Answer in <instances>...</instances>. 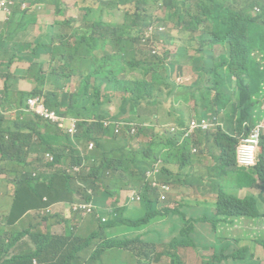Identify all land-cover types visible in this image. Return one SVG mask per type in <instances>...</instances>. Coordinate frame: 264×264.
Listing matches in <instances>:
<instances>
[{"label": "trees", "instance_id": "trees-1", "mask_svg": "<svg viewBox=\"0 0 264 264\" xmlns=\"http://www.w3.org/2000/svg\"><path fill=\"white\" fill-rule=\"evenodd\" d=\"M54 1L14 0V5L18 9L23 2H28L29 4L23 8L24 13L40 12L45 10V7L37 3L49 5ZM120 2L125 11L124 22L118 28L110 26V32L100 29L101 26H107L101 17L86 16L82 18L83 14L78 20L75 17L74 19L71 16L66 17L61 27L62 30L69 31L67 33L68 42L61 34L60 44L57 47L53 45L47 48L39 44L35 49H32L35 60L29 66L28 71L37 74L33 83L34 86L36 83L38 87L31 93H19L18 97L12 96L8 85L10 78L6 75L4 88L0 93L2 98L0 104L10 101L12 103L10 105L22 107L23 99L39 95L44 98L45 104L50 110H55L59 114H61L62 107L66 108L69 113L72 112L68 103L69 99L75 106H81L82 100H88L89 106L95 111L98 104H108L111 96L117 91L123 94L120 104L121 112L118 115L125 114L127 109L130 111L135 109L137 116L133 122L140 124L142 120L139 111L144 102L155 105L159 98L170 100L176 106L174 111L164 117L159 116L163 123H168L169 117H172L176 130L166 132L160 141L146 140V144L138 148V144L126 133H119L114 141L113 138H109L111 131L101 126L99 137L93 140L96 152L92 153L94 157L88 165L90 173L87 176L83 175L81 182L84 184L83 188L86 185L84 181H90L87 187L99 188V183L103 180L108 183L104 188H112L117 192L121 188H127L123 197L125 202L129 201L133 192L139 191L147 213L134 220H122L119 213V217L114 219L111 225L103 224L105 230L111 233L112 230L123 227L124 224H127V228L131 231L143 230L148 226L147 231L151 235V240L143 238L141 241L147 250L153 251L151 254L154 262L168 257L170 264H186L189 261L188 254L182 259L178 257L177 250L183 247L196 249L195 239L189 238V235L193 233L194 236L197 235L196 225L204 222L203 218L196 215L194 219L191 218L187 221L185 213L187 207L191 209L194 204L202 203L207 212L212 208L215 210V214H210L212 235L216 233L219 225L228 218H249L252 224L264 228L261 200H257L251 195L239 198L240 190L255 185L253 176L256 170L237 167L235 149L239 140L228 134V127L225 125L223 129L218 128L213 134L200 132L184 140L182 137L183 127L192 114V111L187 107L190 101L194 102L193 112L199 117H206L209 113L216 115L219 111L224 112V122L233 123V132L242 136L248 131L250 133L255 123L264 117V113L261 112L264 102V0H120ZM126 5H129L130 9ZM161 10L164 11V17L156 21L173 22L188 35L198 33L195 36L194 55L191 57L195 63L197 74V81L193 84L181 85L170 80L169 69L172 66L167 67L164 64L166 62L165 55L168 56V53L164 51L165 42L161 33L163 31L156 33L140 30L153 20L154 12ZM14 13L15 11H13ZM22 20H26L25 16ZM81 21L88 26L86 29ZM7 22L19 26L22 21L12 22V17H9ZM258 22H263V24L259 25ZM73 25H78V28L73 29ZM131 26L135 35L141 40L146 43L153 40L158 44V46H153L155 50L153 56L140 50V59H142V54H145L143 60L137 64L140 73H127L125 68L128 65L127 55L122 52V49L125 46L126 38L131 36ZM14 33L9 36H13ZM216 46H219L220 49L217 56L213 54V49ZM66 48L67 54H65ZM82 48L84 50H79ZM108 49L117 51L104 52ZM12 50L14 51L12 58H14L15 51L24 49L15 45ZM39 50L41 51L38 52ZM97 50H101L104 57L98 58ZM185 50L183 49V51ZM125 51L131 52L132 48L127 46ZM46 52L52 53L53 62H64L61 72L58 69H53L50 75H44L45 63H40L37 60L40 55L43 57ZM23 58L30 59L26 56H21L20 59ZM75 58L82 61L85 58H92L93 64L86 65L83 61L77 66L83 73L79 90L76 89L72 93H60L58 91H62L68 84L66 79H72L75 74L74 67L70 64ZM162 59L165 60L164 63ZM147 73L151 76L150 81L140 77ZM109 74L111 77H108ZM103 85H105V89L102 91ZM53 86L54 89H52ZM46 87L50 89L43 90ZM61 99L64 104L59 103ZM256 108L258 109L256 110ZM30 115L32 119L40 120L37 116L31 113ZM91 117L93 122H98L101 119L96 115ZM24 123L31 125V118L22 122L17 121L14 130L0 129V150L3 157L6 158L11 153L17 155V159L10 158L8 161L12 170L10 174L20 168L14 181L13 197L15 196V198L6 213L9 219L15 221V224H19L25 217L26 211L32 209L35 203H42L44 208L57 203L44 201V194L39 189L44 187L40 185L39 176L37 177L36 173L33 176V172L24 162L14 165L23 154ZM149 130L151 127L138 129L141 134H145ZM78 131L79 134L82 133V129H78ZM60 136L59 134L58 137ZM78 139L83 140L80 137ZM203 145L209 148L207 156H204V151H200L197 155L191 153L192 147ZM259 147L260 152L256 166L259 165V160L264 161V133L260 135ZM67 148L71 152V149ZM214 149L219 151L218 155L212 152ZM76 150L77 152L84 151L77 147ZM64 152L65 149L62 148V154ZM207 157L211 158L212 167L203 173H193V166L202 165L207 161ZM56 159L55 157V162L58 163ZM71 161L78 165L84 162V160L73 156ZM158 161L163 164L158 175L161 184L167 186L172 182L174 177L171 176V168L174 167H177V172L183 179L182 181L176 179L173 181L174 186H170L163 203L164 206L154 205L158 198L157 192L162 189L160 187L152 189L143 176V172L153 168ZM116 172L119 174L128 172L129 177L126 178V182L111 183L115 179ZM160 174L163 176V181L160 180ZM106 176L111 179H103ZM261 177L264 180V171ZM205 179L208 181H204ZM130 186L133 189H130ZM181 187L190 191L198 189L206 195L214 196L215 199L213 202L193 200L190 191L188 196L181 194L179 190ZM162 215L177 217V221L183 225V228L179 237L173 239L169 245L158 247L153 238L154 233L152 232L156 229L152 223ZM41 218L42 216L38 221ZM37 228L38 225L36 227L29 226V229L36 230ZM8 236L10 238L19 237V239L8 242L6 240ZM23 239H28L32 243L33 239H36L39 243V246L33 249L36 252L30 255H26L24 252L11 255L12 248ZM137 239L139 241L136 240V242L134 240H110L106 237L94 240L91 235L84 238L83 244L79 245L76 239L68 236H53L42 234L39 231L31 233V230L15 235L14 230H11L7 233H0V264H102L100 258L105 253L113 256L116 264L147 263L145 256H143L144 262L141 259V253L147 252V250L143 248L140 236ZM209 245L215 249L213 260L210 262L212 264V261H219L225 257L224 254L230 246L233 245L234 248H237L239 241L234 243L226 241L223 244L217 241ZM252 245L260 246L264 250V235L256 234ZM89 246H92L94 250L88 252ZM234 254L232 258H235V264H263L259 258L253 255L250 247L237 248ZM71 258L75 260L74 263L69 262Z\"/></svg>", "mask_w": 264, "mask_h": 264}, {"label": "crops", "instance_id": "crops-1", "mask_svg": "<svg viewBox=\"0 0 264 264\" xmlns=\"http://www.w3.org/2000/svg\"><path fill=\"white\" fill-rule=\"evenodd\" d=\"M75 2L79 3L82 2L84 5L79 6L78 8L81 10V13L83 14V17L90 16V17H101L103 23H106L107 26H101V30L110 32V26L111 27H120V25L124 22L125 18V11L121 6L120 0H74ZM40 5H44L46 7V4L37 3ZM17 8H15L14 0H12V5L10 6V12L15 11ZM23 10V9H22ZM25 11V10H23ZM122 11L123 19L120 23L117 22H109L105 20V16H114L117 12ZM24 12H18L11 15L13 18L12 22H18L22 21L23 17L25 16L26 20H24L22 26H15L12 23H8V17L4 13H0V93L2 92L4 88L5 83V76L8 75L10 80H8V83L10 86V91L12 93V96L18 97L19 93H31L34 91L36 86H34V79L30 77V71H28L27 76H24V73H21L23 70H28L30 63L27 60H24V64L28 66L27 69L20 68L16 72L14 68H11L8 70V68H5V64L7 63L8 59L12 58L14 55V51L12 50L13 47L16 45L20 49H24L29 46L30 43L37 42L40 40V36H43V30H42V24L47 23V20H40L41 15L39 12H25L24 15H22ZM132 14V12H131ZM20 18V19H18ZM82 22V21H81ZM83 24V22H82ZM73 29L78 28V25H73ZM84 29H86L88 26L83 24ZM13 36H9L13 34ZM119 33V30L117 31ZM17 55V53H15ZM18 56L17 65L19 61L21 60V55ZM44 57L40 55L38 58V62L42 63L44 62ZM35 60V59H34ZM84 63L86 65H92L93 59L92 58H85ZM82 60L75 58L70 64L74 67L75 74L71 79V93L75 92L76 89L79 90L80 87V81H81V75L83 74L79 69L77 68L78 65L83 63ZM11 63L9 64V68L11 67ZM34 63V61H33ZM21 73V74H20ZM34 76H37L36 73L33 74ZM21 81H29L30 84H24L22 89L19 91L16 90L17 83ZM37 85V84H36ZM49 87H46L44 90H49ZM105 89V85L102 86V91ZM60 92V91H58ZM122 93L114 92V95L111 96V100L108 102V105H114L112 110H107L110 115L105 114V109L102 108V103L98 104L97 110H93L89 106L88 100H82L81 106H75L73 105L71 99H69V104L72 109V112L70 113L72 117L77 119V121L74 124H69L66 128H62L59 126V124L52 123L50 121L45 120H38L37 118L31 123V125H28L27 123L23 124V154L22 156L17 160L14 165L18 163H25V165L33 172V176L35 173L37 174V177L39 176V182L41 183L42 187L39 188L41 192L44 194L45 198L47 195L50 194L53 196L54 199L62 200L61 202H57L49 207V211L45 213L44 211H41L44 207H42V203L38 202L35 203L32 206V209L29 211L32 212V218L34 220V223H31L30 217H28L26 213V218H23L17 227L14 228V234L18 235L23 232L31 230V233H35L36 231L41 232L42 234H50L53 236H62L66 237L69 234H72L74 237L84 239L86 238L90 232L86 230L87 226L89 225L91 227L92 233L98 231L100 227H98L97 222L94 219V216L90 214L89 210H84L82 207H76L73 208V212L70 210V206L74 203V199L72 198V194L69 192L67 188H79L78 184L83 179L82 172L79 170L82 168V164L84 162L80 163V165L72 162V158L69 162L63 163L61 162V155H62V148L64 147H71L72 156L74 158H80L81 160L86 159V154L83 152H77L76 146L77 142L74 145H71L72 141L71 139H78L79 137L84 140L85 145H89L90 149H92V144H94L95 139L99 137V131L101 129V122H108L110 123V131L111 135L109 138H113L114 141L119 135V133L124 132L126 133L131 139L134 140L135 143L138 144V148L146 144V139L141 134L138 129L140 127H135V125H138L134 123V119L136 118V111L135 109L131 110L127 109L125 114L118 115L121 112L120 104L122 100ZM40 97L32 96L28 97L26 99H23V104L20 106L16 105H10V101H6L2 104H0V129H7V130H14L16 127V122L23 120H27V118H32L30 113L25 112V102L26 100ZM42 98V97H40ZM2 101V98L0 97V102ZM45 103V100H44ZM12 104V103H11ZM132 105L134 106V103L132 101ZM264 105V102L263 104ZM188 107V106H187ZM264 110V106L262 107ZM55 111V110H54ZM58 113L57 111H55ZM264 113L263 111H261ZM128 113L127 116H125ZM59 114V113H58ZM92 115H96L100 117L101 121L98 124H93L92 122ZM121 117H127V124H122L121 121L118 118ZM102 124V125H103ZM224 124L228 127V131L231 132L234 129V124L231 122H224ZM255 124H263L264 125V117ZM74 126V133H69L68 130L71 129V127ZM115 127H120L121 130L118 133H115ZM78 129H82V133L78 134ZM106 129V128H105ZM61 135L58 137V135ZM48 152L53 155V162L52 164L48 165L47 161L44 159V153ZM96 152L95 148L93 147L92 151L87 154L88 157L92 156V153ZM217 153V152H216ZM21 155V152H19ZM55 157L57 158V162H55ZM12 159H17L16 154H8L7 157H3L2 151L0 150V171H2V176L0 174V213L6 214L10 208L11 203L14 201L15 196V186L14 181L15 177L19 174L20 168L15 169L14 173L10 174L12 172L10 164L8 161ZM155 164L153 168L145 170L143 172V176L145 178H148L151 176L155 171ZM212 167V163L210 159H208V162L203 163L200 166L194 165L192 168L193 173H203L208 168ZM174 169L177 171V167H174ZM256 170V173L253 176V179L255 181V185L253 187H245L244 189L239 191V198H244L247 195L253 196L257 200H261V212H264V180H262L261 174L264 171V161L259 160V165L253 168H250L249 170ZM128 176V172L121 173L116 172L115 179L111 183H118V182H126V178ZM106 180H110L108 176L105 178ZM204 181H208L205 179ZM99 188H104V186H107V182L105 180L101 181L99 183ZM232 187V186H230ZM87 188H93V187H87ZM233 188V187H232ZM26 189V188H25ZM180 192L183 196H188L189 189L185 187H181ZM243 195V197H241ZM13 197V198H12ZM122 197V198H121ZM121 197H119V205H122L124 192L121 194ZM188 198V197H185ZM66 202V203H64ZM127 203V202H126ZM52 212H55L54 214H51ZM185 213L187 215V221L189 219H194V214L192 210L187 207L185 209ZM113 214L115 216V219L119 217L118 210L113 209L112 212H108L107 215H102L101 219H108ZM42 216L41 220L38 221L39 217ZM85 217V218H84ZM166 217L168 220L166 224H162L160 226L161 231L157 235H153V238L155 240V245L158 247L161 246H167L170 244V242L173 239H176L181 234V229L183 228V225L177 221V217H170L167 215H162L159 218ZM158 218V219H159ZM229 219H239L240 221L245 218H228L225 219L224 223H221L220 226H225L228 223ZM101 221V220H100ZM186 221V222H187ZM102 223V222H101ZM176 223V224H175ZM77 224H81V230H76L75 226ZM230 224H233L231 222ZM1 225V224H0ZM36 227L38 225V228L36 230L29 229V226ZM103 225V224H101ZM154 228L157 227V219L154 220L152 223ZM219 227L216 230V233L212 235V241L208 242L205 245V248L212 249L213 250V257L215 254V249L211 247L209 244H214L217 241L223 244L226 241H230L231 243H234L236 241H240V238L237 240H230L226 238H221L217 235V231ZM112 237H119L122 234V227L114 229L111 231ZM194 234V233H193ZM193 234L189 235V238H192ZM134 240L136 242L135 238L129 239ZM143 245V248L146 249L145 245L141 242ZM35 243L33 240L29 241L28 239H23L22 241L16 243V245L12 248L10 254H18L19 252H24L26 255H30L33 252L35 248ZM196 247V246H195ZM234 248L233 245L228 248V250L225 252L224 256L219 261H212V264L218 263L223 260V264H235V258L233 259L232 256L235 255V250L229 253V251ZM31 249V250H30ZM197 249V247H196ZM147 250V249H146ZM151 252L147 250V252L141 253L142 255V262L143 256L146 257L147 262H154L152 258ZM87 254V251H86ZM213 257L211 260H213ZM211 260L207 263L210 264ZM70 263H74L75 260L73 258L69 259ZM165 261H158L154 262V264H164ZM35 264V263H34Z\"/></svg>", "mask_w": 264, "mask_h": 264}, {"label": "rangeland", "instance_id": "rangeland-1", "mask_svg": "<svg viewBox=\"0 0 264 264\" xmlns=\"http://www.w3.org/2000/svg\"><path fill=\"white\" fill-rule=\"evenodd\" d=\"M82 1V0H81ZM29 3L28 2H23V4L15 10V13L18 12H23V8H25ZM79 6L84 5L82 2H75L74 0H55L54 3L45 5V10L40 11L39 14L41 15L40 20H47V23L42 24V30L43 36H40V40L37 42L30 43L28 47L24 48V50H19L15 51L17 55L21 56H26L30 59H21L17 65V60L18 57L14 58H9L7 63L5 64V68L10 70L11 68H14L15 72L20 69V68H25L27 69L28 66L24 64V60H27L30 65L34 61V55L32 53V49L36 48V45H43L47 48L55 45L56 47L60 44V36L68 42L67 38V33H69L68 30H62V24L63 20L66 17L71 16V18L76 20L80 19L82 13L81 10L78 8ZM128 9H130L129 5ZM13 12H10L9 17ZM154 20L156 21L157 19H163L164 17V11H156L153 14ZM8 17V18H9ZM20 19V18H18ZM123 19L122 11L117 12L114 16H105V20L109 22H117L120 23ZM13 20V18H12ZM24 20L20 23L19 26H22ZM159 22V21H158ZM19 23V21L17 22ZM160 23V28L163 26L165 29L163 32H161L164 36V51L168 53V60L164 63L165 66H172V68L169 69V75H170V80H174V82L181 84V85H190L193 84L197 81V74L195 72V63L194 61L191 60V57L194 55V49L196 47V42H195V36L198 35V33H194L193 35H188L184 32L181 31L180 28H178L173 22H167V23ZM164 25H162V24ZM259 25H262L263 22H258ZM131 31V36H128L126 38L125 46L122 49V52L126 55V59L128 62V65L125 66L126 72H134V73H140V69L138 68L137 64L143 60L145 57V54H142L140 59L139 52L141 48L144 47H149V46H158V44L150 40L147 43L144 40H141L139 37H137L134 33V29L131 26L130 27ZM66 36V38H65ZM72 41V39H71ZM131 47L132 51L127 52L125 51V47ZM183 49H186L183 51ZM79 50H84L79 49ZM39 50L38 52H40ZM111 51L116 52L117 50H104V52L110 53ZM220 53L219 46H216L213 49V54L217 56ZM65 54H67V48L65 50ZM84 55V54H83ZM75 56V55H74ZM73 56V57H74ZM33 57V58H31ZM44 63L45 66L43 68L44 75L46 74L47 76L51 74V71L53 69H58L61 72V69L63 68L64 62H53L51 58H53L52 53L46 52L44 54ZM97 57L102 58L104 57V54L101 52V50H97ZM249 61H251L249 59ZM11 63V67L9 68V63ZM176 66V67H175ZM21 73H24V76H27L28 70H23ZM20 73V74H21ZM35 72H30V77H32L34 80H36L37 76H34ZM108 77H111V74L108 75ZM148 81H150L151 76L149 73L140 76ZM68 81V84L66 87L60 91L63 93H71V79H66ZM35 82V81H33ZM12 83H8V85ZM24 84H30L29 81H21L17 83L16 90L19 91L22 89ZM207 85V82H205ZM36 86V83H35ZM38 87V85L36 86ZM54 89V86L52 87ZM44 90V89H43ZM68 101V98H66ZM32 100H26V104L29 105V103ZM36 104L42 105L43 108L45 109H50L46 106L44 103V98H36L35 99ZM59 103L64 104L63 100H59ZM188 109L193 112L195 108V104L193 101H190L188 103ZM264 105H262L263 107ZM39 107V106H37ZM114 105H108L104 104L102 106L103 109H105V112L110 115V113L107 110H112ZM176 106H174L170 100H165L164 98H159L156 102L155 105L149 104L147 102H144L142 104L141 110L139 111V115L141 117V123L138 125H135V127H151V130L146 131L143 136L147 141H150L151 139L155 141H160L163 139V135L166 132H174L176 130V127L172 121V117L170 118V121L168 123H163L161 120V117H164L166 114H171ZM261 107V110H263ZM259 108V107H258ZM256 108V110L258 109ZM264 111V110H263ZM59 118V123L61 124L62 128H66L69 124H74L77 119L71 116V114L66 111V108L61 109V114ZM128 113L125 115L127 116ZM160 115V116H159ZM29 119V118H27ZM122 124H127V117H121L118 118ZM34 121V119L31 118V123ZM101 121V120H100ZM98 122H92L93 124H98ZM103 122H101L102 128H106L108 131V127L102 125ZM173 128L174 130L171 131L170 129ZM79 134V132H78ZM72 143L71 145H74L77 142V148L79 150H84L83 153L86 154V159L84 160V164H82V168L79 170L82 172V175H89L90 169L88 167L89 162L91 159H93L94 156L88 157L87 154H89L93 147L94 144H92V149H90L89 145H85L83 140L81 139H71ZM71 149V147H69ZM65 152L62 154L61 157V162L67 163L70 161L72 158L71 152L67 147H64ZM50 157L52 158V161H50ZM44 159L47 161V164L50 165L53 162V155L45 152L44 153ZM156 164H160L162 168V162L158 161ZM155 165V164H154ZM172 174L171 176L174 177L172 179V182L169 184L171 186H174L173 181L176 179L177 181H182V177L178 174V172L174 169L171 168ZM2 171H0V174L2 176ZM3 177V176H2ZM160 180L163 181V176L160 174ZM86 183L85 188H83L84 184L80 182L78 184L79 188H67L69 192L74 193L72 194V198L74 199V203L70 206L71 212H73V208L76 207H86L94 216L95 221L97 222L98 227H100L99 232H95L94 234L91 231V227L88 225L86 230L90 232L88 236L93 237L94 240L100 239L102 237L109 238L110 240H129L132 238H135L137 241L138 236H140V241L143 238H146L148 240H151L150 237L151 235L147 231L148 226L145 227L143 230H137V231H131L128 229V225L124 224L122 227V234L118 238H113L111 237L112 233L108 232L105 230V226L101 225L100 218L102 215H105L106 212H112L113 209L118 210V212L121 214L122 220H134L137 217L143 216L147 213V208L145 207V204L143 201H137L138 195L132 194L131 198L128 203H123L122 205H119V197H121L122 192L127 190V188H121L119 192L113 190L112 188H86L87 185L90 183V181H84ZM168 187V186H167ZM166 187V188H167ZM130 189H133L131 186L129 187ZM166 188H163L166 189ZM47 196L45 197L44 201H47L48 203H55V202H61L62 200L54 199L52 195L46 194ZM148 196H150L148 194ZM190 196L193 200H197L199 202H213L215 197L211 195H206L203 192H200L198 189H192L190 191ZM243 197V195H241ZM122 198V197H121ZM166 200V196H164V200H160V196L155 200L154 205H160L164 206L163 204ZM66 203V202H64ZM51 206V205H50ZM49 206V207H50ZM48 208H43V211L47 213ZM194 216H199L200 218L204 219V222L200 225H196L195 229L197 231V235L194 236L193 238L195 239L194 244L196 245L197 249H194L192 247H183L179 248L177 250V255L178 257L184 259L186 254H188L189 261L186 264H207L213 257V250L205 248V245L208 242L212 241V232L210 229L211 225V217L210 214H215V210L212 208L210 211H206L205 207L203 206L202 203H197L194 204L193 207L191 208ZM28 217H30L31 223H34V220L32 218V212L26 211ZM55 212H52L51 214H54ZM26 218V215L25 217ZM85 218V217H84ZM114 218V217H113ZM113 218L108 219L107 223L111 225ZM166 217H162L157 219V227L156 230H153L152 233L157 235L160 231L161 228L160 226L162 224H166L167 222ZM249 218L242 219L241 221L239 219H229L228 223L225 226H220L217 235L221 238H226L230 240H237L240 238L239 245L237 248L240 247H250L251 251L254 256L259 258V260L264 264V250L257 245H252V241L255 238L256 234L258 235H264V228L260 226H256L252 224L249 220ZM233 222V224H230ZM0 233H7L11 230H14L15 227H17L18 224H15L14 220H11L8 218L6 214L0 213ZM176 224V223H175ZM76 230H81V224H77L75 226ZM68 237H71L73 239H76L79 245L83 244L84 239H80L77 237H74L72 234H69ZM19 237H12L10 238L9 236L7 237L8 242H14L18 240ZM36 248L39 246V243H37L36 239H33ZM30 241V240H29ZM142 242V241H141ZM44 247L42 246V249ZM237 248H232L229 253L232 251L236 250ZM31 250V249H30ZM94 248L92 246H89L87 249L88 252L93 251ZM31 252L35 253L36 251L31 250ZM166 257V256H165ZM161 261H165L164 264H170V259L167 257L166 259L161 258ZM100 261L102 264H116L115 259L113 256H110L109 254L105 253L102 254V257L100 258ZM144 264H154V262L150 261ZM214 264H223V260L214 263Z\"/></svg>", "mask_w": 264, "mask_h": 264}, {"label": "built area", "instance_id": "built-area-1", "mask_svg": "<svg viewBox=\"0 0 264 264\" xmlns=\"http://www.w3.org/2000/svg\"><path fill=\"white\" fill-rule=\"evenodd\" d=\"M11 0H0V13H4L6 15L10 14V5ZM165 28L161 27L160 30L163 31ZM36 98H32L29 105L26 106L25 112L31 113L38 118L50 121L52 123L59 124L60 127L61 124L59 123L60 114L56 113L54 110L45 109L42 107V105H38L35 102ZM39 106V107H37ZM104 126L110 127V123L104 122ZM246 125V124H245ZM263 124H259L253 127V129L244 135V137L241 139L240 145L237 150V163L240 167L243 168H253L257 165L258 162V154L260 152V135L263 134ZM121 130L120 127H115V133H118ZM174 129L171 128V131ZM69 133H74V126L71 127V129L68 130ZM50 161H52V158L50 157ZM160 169V164H157L155 166V171L153 174H157ZM168 186V187H167ZM164 186L163 184H157V187H160L161 194L160 198L161 200H164V196H167V192L170 188L169 185ZM167 187V188H166ZM163 188H166L163 190ZM84 210H88L86 207H82ZM49 210H47L48 212ZM105 219H102V222H105Z\"/></svg>", "mask_w": 264, "mask_h": 264}, {"label": "clouds", "instance_id": "clouds-1", "mask_svg": "<svg viewBox=\"0 0 264 264\" xmlns=\"http://www.w3.org/2000/svg\"><path fill=\"white\" fill-rule=\"evenodd\" d=\"M11 2H12V0H11ZM11 5H12V3H11ZM153 20H154V18H153ZM153 20L151 22H149L144 28H142L140 30H147V31L156 32V33L158 31H161L160 30V23L158 21H153ZM162 25H164V24H162ZM161 27H163V26H161ZM140 50L145 52V53H148L150 56H153L155 54V50H154L153 46L144 47V48H141ZM167 57L168 56L166 54L165 55V60L166 61L168 60ZM165 60L162 59L163 63L165 62ZM224 120H225V113L222 112V111H219L218 114H216V115H213V114L209 113L206 117H199V116L195 115L194 112H192L191 117L187 120L186 125L183 127V135H182L183 140L186 139V138H189V137H193L197 133H200V132L201 133H206V134H213V133L216 132V130L218 128H222V129L225 128ZM256 125H259V124H255L254 126H256ZM227 132H228V134L231 137L239 140V143H238V145L236 146V149H235L237 167L238 168H242V169H247V168L240 167L238 165V163H237V150H238V147L240 145L241 139L244 137V135L243 136L242 135H238L236 132H233V131H231V132L227 131ZM263 133H264V128H263ZM200 151H204V156H207V154L209 152V148L207 146H205V145H203L201 147H192L191 148V153L193 155L199 154ZM212 152L215 155L219 154V151L217 149H214ZM208 159H210L211 163H213L210 157H207V161L206 162H208ZM160 168H161V165H160ZM248 169H250V168H248ZM159 172H160V169H159ZM159 172L157 174H152L151 176L146 178L148 184L154 190H155V188H157V184H161L162 183V182L159 181V178H158ZM169 186H171V185H169ZM132 194L138 195L137 201L138 202L141 201L140 192L139 191L133 192ZM160 194H161V191L157 192V196L158 197L160 196ZM130 198H131V196H130ZM160 200H161V198H160ZM161 201H163V200H161ZM123 202L126 203L124 201V198H123ZM107 214H108V212H106L105 215H107ZM111 218H113V220H114L115 216H113V214H112L110 216V218H108V219H111ZM100 220L102 222L101 218H100ZM107 220L105 222H102V224H106Z\"/></svg>", "mask_w": 264, "mask_h": 264}]
</instances>
